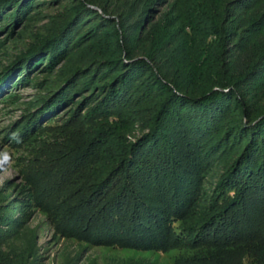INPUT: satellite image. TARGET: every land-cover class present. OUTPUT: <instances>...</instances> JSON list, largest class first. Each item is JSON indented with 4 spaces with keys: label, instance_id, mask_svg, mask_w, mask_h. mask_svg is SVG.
<instances>
[{
    "label": "rangeland",
    "instance_id": "1",
    "mask_svg": "<svg viewBox=\"0 0 264 264\" xmlns=\"http://www.w3.org/2000/svg\"><path fill=\"white\" fill-rule=\"evenodd\" d=\"M186 1L29 0L15 17L10 8L0 7V153L6 150L10 156L0 168V264L264 263V246L257 242L223 248L185 244L213 211L214 199L227 196L221 180L229 165L230 144L213 137L222 133L213 128L191 136L200 146L195 180L186 182L190 206L171 221L177 234L184 233L183 246L167 251L123 248L61 230L62 216L76 202L78 188L109 148L104 141H111L127 123L124 115L97 119L94 114V86L100 82L94 76L103 69L95 65L127 43L136 51L154 52L163 62L194 64L200 48L212 40L203 25L183 21L192 14L181 11ZM81 2L88 11L79 13L54 44L28 61L30 47L50 36ZM225 49L229 60L231 44ZM258 83L244 81L241 91L256 97ZM208 113L201 118L218 119L220 111ZM225 121L222 117L221 126ZM132 128L127 135L135 141L142 132ZM217 145L224 148L214 149ZM226 192L234 194L229 187Z\"/></svg>",
    "mask_w": 264,
    "mask_h": 264
},
{
    "label": "trees",
    "instance_id": "2",
    "mask_svg": "<svg viewBox=\"0 0 264 264\" xmlns=\"http://www.w3.org/2000/svg\"><path fill=\"white\" fill-rule=\"evenodd\" d=\"M28 3L0 0V7L10 8L15 17ZM86 5H74L56 33L31 46L28 61L57 41L79 13L88 11ZM181 8L192 13L183 21L203 25L212 40L200 48L194 64L163 62L154 52L136 51L127 43L95 65L103 69L94 76L100 81L94 86V114L97 119L124 115L127 123L111 141L103 138L108 150L62 216L61 230L68 236L140 250L183 246L184 233L177 234L171 221L190 206L186 182L195 180L200 146L191 136L213 128L222 131L213 137L230 144L231 160L221 180L227 196L214 199L213 211L185 244L264 246V0H187ZM229 43L232 55L226 60ZM244 81L259 82L256 97L241 91ZM214 108L218 119L201 118ZM136 126L142 136L131 141L127 131Z\"/></svg>",
    "mask_w": 264,
    "mask_h": 264
},
{
    "label": "clouds",
    "instance_id": "3",
    "mask_svg": "<svg viewBox=\"0 0 264 264\" xmlns=\"http://www.w3.org/2000/svg\"><path fill=\"white\" fill-rule=\"evenodd\" d=\"M12 139H16L18 141V137L15 133H13ZM9 161H10V156L6 150L0 153V168H2L5 164H8Z\"/></svg>",
    "mask_w": 264,
    "mask_h": 264
}]
</instances>
